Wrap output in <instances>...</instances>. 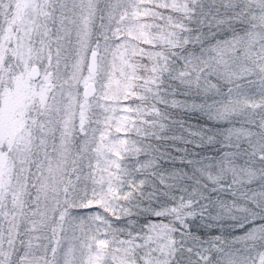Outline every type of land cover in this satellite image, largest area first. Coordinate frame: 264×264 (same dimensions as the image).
Here are the masks:
<instances>
[{
	"label": "snow or ice",
	"instance_id": "1",
	"mask_svg": "<svg viewBox=\"0 0 264 264\" xmlns=\"http://www.w3.org/2000/svg\"><path fill=\"white\" fill-rule=\"evenodd\" d=\"M0 264H264V0H0Z\"/></svg>",
	"mask_w": 264,
	"mask_h": 264
}]
</instances>
